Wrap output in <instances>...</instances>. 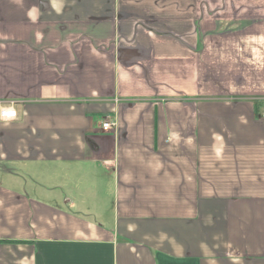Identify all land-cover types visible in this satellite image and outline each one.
I'll return each instance as SVG.
<instances>
[{
	"label": "crops",
	"instance_id": "1",
	"mask_svg": "<svg viewBox=\"0 0 264 264\" xmlns=\"http://www.w3.org/2000/svg\"><path fill=\"white\" fill-rule=\"evenodd\" d=\"M0 264H264V0H0Z\"/></svg>",
	"mask_w": 264,
	"mask_h": 264
},
{
	"label": "built area",
	"instance_id": "2",
	"mask_svg": "<svg viewBox=\"0 0 264 264\" xmlns=\"http://www.w3.org/2000/svg\"><path fill=\"white\" fill-rule=\"evenodd\" d=\"M1 117L3 119H15L17 117V112L13 107H8V108H2L1 109ZM113 123L111 121L103 123V130L105 132L110 131L112 128Z\"/></svg>",
	"mask_w": 264,
	"mask_h": 264
},
{
	"label": "rangeland",
	"instance_id": "3",
	"mask_svg": "<svg viewBox=\"0 0 264 264\" xmlns=\"http://www.w3.org/2000/svg\"><path fill=\"white\" fill-rule=\"evenodd\" d=\"M108 121H110V120H107L106 122H108Z\"/></svg>",
	"mask_w": 264,
	"mask_h": 264
}]
</instances>
